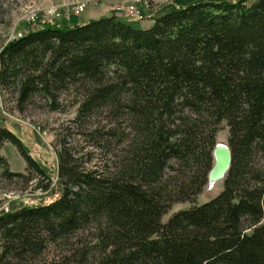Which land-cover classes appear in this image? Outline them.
Masks as SVG:
<instances>
[{
    "label": "trees",
    "instance_id": "trees-1",
    "mask_svg": "<svg viewBox=\"0 0 264 264\" xmlns=\"http://www.w3.org/2000/svg\"><path fill=\"white\" fill-rule=\"evenodd\" d=\"M0 85L18 86L20 104L49 98L53 110L72 88L81 125L106 112L104 124L81 131L103 160L92 165L94 150L63 140L60 195L0 213V264L52 245L68 246L56 264H264V0L191 3L150 28L115 14L84 24L41 18L1 50ZM224 122L232 163L222 191L163 222L208 184ZM5 142L28 172L7 168L8 178L49 180L3 126Z\"/></svg>",
    "mask_w": 264,
    "mask_h": 264
},
{
    "label": "rangeland",
    "instance_id": "rangeland-1",
    "mask_svg": "<svg viewBox=\"0 0 264 264\" xmlns=\"http://www.w3.org/2000/svg\"><path fill=\"white\" fill-rule=\"evenodd\" d=\"M46 0H0V52L3 47L10 42L19 32H27L31 23L27 20L30 11L38 14L39 19L47 17L50 8L59 10L60 16L54 20H71L73 15H78L79 21L75 24L88 22L90 10L103 13L108 0H77L63 10L59 5H44ZM114 5L110 9L111 14H115L118 6L135 5L142 13V16L126 13L121 19L136 28H150L154 24V17L161 15L181 6L200 1L219 0H113ZM255 0H248L251 4ZM78 3H86L82 10H76ZM35 5V7H34ZM106 8V7H105ZM68 14L70 16H68ZM146 14V15H145ZM49 15V14H48ZM148 16H152L150 18ZM100 18V17H99ZM38 19V20H39ZM68 22V21H67ZM83 23V24H84ZM18 86L0 85V127H8L18 137L24 145L43 166L48 174V178L34 174L32 179L22 177L8 178L4 171L8 168L11 171L28 174L27 162L21 155L18 148L10 142H5L0 146V153L6 157L8 165L0 169V213L2 211L13 210L21 207L25 202L35 200H53L60 195V189L53 188L59 185L58 177V151L61 142L66 140L70 145L78 147L84 152L93 151L94 148L88 143V138L81 133L84 130H93L105 122L106 112L96 115L86 124L74 122L78 113L79 92L70 88L59 93L60 108L53 110L51 100L40 94L33 95L23 104L19 103ZM217 144H225L230 147V128L226 122L217 134ZM95 152V150H94ZM92 165L103 160L104 154L101 150L95 152ZM259 166L264 167V154L259 153L256 157ZM225 179V178H224ZM224 179L212 184L208 182L203 192L198 196L197 201L175 203L163 216V222L177 211L189 208L194 204H203L217 196L223 189ZM49 185L50 190L44 191L42 187ZM51 195H53L51 197ZM264 223V219L262 220ZM68 253V246H50L43 256L27 261H14L15 264H56L63 260V256Z\"/></svg>",
    "mask_w": 264,
    "mask_h": 264
},
{
    "label": "water",
    "instance_id": "water-1",
    "mask_svg": "<svg viewBox=\"0 0 264 264\" xmlns=\"http://www.w3.org/2000/svg\"><path fill=\"white\" fill-rule=\"evenodd\" d=\"M213 154L214 165L208 175L210 183L224 179L232 163L231 148L225 144H216Z\"/></svg>",
    "mask_w": 264,
    "mask_h": 264
},
{
    "label": "built area",
    "instance_id": "built-area-1",
    "mask_svg": "<svg viewBox=\"0 0 264 264\" xmlns=\"http://www.w3.org/2000/svg\"><path fill=\"white\" fill-rule=\"evenodd\" d=\"M35 7V5H34ZM84 7H86V3H78L77 7H76V10H82ZM34 10L36 11V9L34 8L33 11H30L28 14H27V20L29 23H34L36 22L38 19H39V16L38 14L36 13H33ZM116 15L120 16V15H123V14H126V13H130L132 15H136V16H142V13L141 11L135 6V5H130V6H118L116 7V9L114 10ZM47 17L45 18H48V19H57L55 18L56 16H60V13H59V10H57L56 8H50L48 9L47 11ZM68 16H70L68 14ZM26 32H19L17 34V36H14L12 40H15L17 38H21L25 35ZM11 40V41H12Z\"/></svg>",
    "mask_w": 264,
    "mask_h": 264
},
{
    "label": "crops",
    "instance_id": "crops-1",
    "mask_svg": "<svg viewBox=\"0 0 264 264\" xmlns=\"http://www.w3.org/2000/svg\"><path fill=\"white\" fill-rule=\"evenodd\" d=\"M75 1H77V0H46L44 5H47V6H49V5H59L63 10H65L67 8V6H70ZM108 1H109V3L105 4L106 8L104 7L103 13H101V15H96V14H98V12H96L94 10H90V13H89V16H88V20L97 19V18H99L101 16H110V15H112L110 13V9L114 5L115 2L113 0H108ZM78 17H79L78 15H73V17L71 18L70 22L71 23H73V22L78 23V21H79ZM83 23H81V24H83Z\"/></svg>",
    "mask_w": 264,
    "mask_h": 264
},
{
    "label": "bare ground",
    "instance_id": "bare-ground-1",
    "mask_svg": "<svg viewBox=\"0 0 264 264\" xmlns=\"http://www.w3.org/2000/svg\"><path fill=\"white\" fill-rule=\"evenodd\" d=\"M220 181V180H219ZM219 181H216V182H219ZM216 182L212 183V184H216Z\"/></svg>",
    "mask_w": 264,
    "mask_h": 264
}]
</instances>
